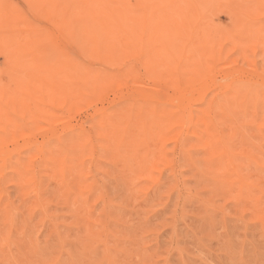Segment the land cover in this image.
<instances>
[{
  "label": "rangeland",
  "instance_id": "rangeland-1",
  "mask_svg": "<svg viewBox=\"0 0 264 264\" xmlns=\"http://www.w3.org/2000/svg\"><path fill=\"white\" fill-rule=\"evenodd\" d=\"M9 2L50 34L0 47V264H264V31L238 39L228 0H130V35ZM213 79L235 172L182 118Z\"/></svg>",
  "mask_w": 264,
  "mask_h": 264
},
{
  "label": "bare ground",
  "instance_id": "bare-ground-1",
  "mask_svg": "<svg viewBox=\"0 0 264 264\" xmlns=\"http://www.w3.org/2000/svg\"><path fill=\"white\" fill-rule=\"evenodd\" d=\"M29 3L28 9L33 13L35 17L47 18L50 22H53L55 19L58 20L55 22L56 27L61 30L62 33H67L72 31V27L70 26V16L73 13V10L77 9L79 16L82 20H98L100 19L102 23L98 26H93L92 29H89L91 33H102L106 32V34H124L130 35L131 28L127 24V20L129 18L130 12V0H24ZM137 1V0H134ZM231 3L232 14L234 17V22L236 23V27L238 29L237 38L241 39H252L255 41L257 36H260L262 31H264V23L260 24L259 21L250 22L248 25L243 24L244 18L249 15V8L253 7V3L250 6V3H244V6L241 5L237 9H234L236 5L235 0H228ZM250 1V0H248ZM204 3V1H203ZM134 4V3H133ZM17 4L10 3L9 0H0V47H11L15 46L14 42L16 41L13 36L24 33L29 35L31 38L28 40H24V44L29 45V42L32 40L37 41V43L43 45L45 44L46 40L44 38L49 39V34L45 32L46 36L44 38L41 36L42 32L41 27H37L35 23L28 22L22 14V10L15 6ZM234 6V7H233ZM20 10V11H19ZM24 11V10H23ZM31 13V14H32ZM26 15V14H25ZM244 15V16H243ZM243 16V18H242ZM48 29V28H46ZM51 29H49L50 31ZM87 30V29H85ZM102 31V32H101ZM51 32V31H50ZM52 33V32H51ZM212 57L216 60L217 58L220 60H226V57L221 58L223 54L220 51L218 54H215V51ZM38 61V58H35ZM6 61V60H4ZM237 64V62H235ZM42 66V64H40ZM42 68V67H40ZM42 71L44 74L40 77V79H51L54 75L51 73L49 69H43ZM211 72V70H210ZM208 73L205 71L200 72L198 79L195 82L204 81L207 85V76ZM155 74L150 71V78L152 80ZM45 76V78H43ZM65 75L60 77H56L55 79L63 82L65 80ZM141 82H143L141 80ZM145 82V81H144ZM214 79L212 80V84L215 85L212 87L211 93L214 91V94L209 98L208 93L209 89H203L199 94V101L200 104L203 103L207 99V108L203 111L201 109L194 110L190 107L185 113L182 111V118L188 121L189 125H192L195 128L194 135L196 138L200 140V142L195 144L196 146H205L206 150L210 149L212 151V156L216 158L219 162H227L230 167H232L233 171L236 170L233 167V158L227 153V138L223 135V133L218 131L216 121V115L220 112V116L222 113L226 112V106L232 105V101L237 95L239 97V91L234 89V93L231 98L227 100L226 95L223 94L220 99V95L217 91L216 84L214 83ZM238 82V81H236ZM238 86V85H237ZM158 87H162L159 85ZM235 87V86H234ZM216 92V93H215ZM183 109V108H182ZM184 112V113H183ZM222 112V113H221ZM212 113V114H211ZM210 114V116H209ZM209 116V117H207ZM227 117H224L226 119ZM228 120H231L230 116L228 115ZM222 122V121H219ZM222 125V124H221ZM220 126V125H219ZM222 128V126H220ZM220 128V129H221ZM211 129V132L209 133ZM177 140V139H176ZM188 137L184 140V144L188 142ZM186 142V143H185ZM180 145V144H179ZM183 144L181 143V146ZM184 145V146H185ZM182 146V147H184ZM181 147V148H182ZM186 147V146H185ZM183 149V148H182ZM184 151H186L184 149ZM177 174V173H176ZM237 180L239 181L240 185L243 186L245 179L238 173L236 175ZM246 184V183H245Z\"/></svg>",
  "mask_w": 264,
  "mask_h": 264
}]
</instances>
